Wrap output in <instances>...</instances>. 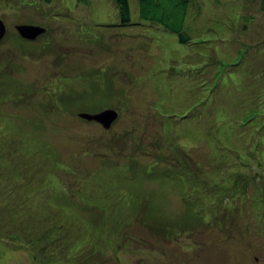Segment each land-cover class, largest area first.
<instances>
[{"label": "rangeland", "instance_id": "rangeland-1", "mask_svg": "<svg viewBox=\"0 0 264 264\" xmlns=\"http://www.w3.org/2000/svg\"><path fill=\"white\" fill-rule=\"evenodd\" d=\"M130 3L0 0V264H264V0Z\"/></svg>", "mask_w": 264, "mask_h": 264}, {"label": "trees", "instance_id": "trees-1", "mask_svg": "<svg viewBox=\"0 0 264 264\" xmlns=\"http://www.w3.org/2000/svg\"><path fill=\"white\" fill-rule=\"evenodd\" d=\"M190 3L191 0H138L139 16L141 19L154 23L163 28L165 31L174 34L180 43L187 44L191 40V36L186 29V19L188 16ZM115 4L118 9L119 15V22L117 23L118 26L124 27L138 24L135 23L132 19L130 0H115ZM45 28L46 32H48V28ZM42 35L43 34H41V36ZM118 163L119 162H117V165ZM179 163L181 164V170H184L185 168L191 170L188 162L185 159L180 161ZM189 175L192 178L191 181L194 182L193 177L194 175H197V173L192 174L191 170V173H189ZM204 196L206 195H203V197Z\"/></svg>", "mask_w": 264, "mask_h": 264}, {"label": "water", "instance_id": "water-1", "mask_svg": "<svg viewBox=\"0 0 264 264\" xmlns=\"http://www.w3.org/2000/svg\"><path fill=\"white\" fill-rule=\"evenodd\" d=\"M16 28L23 38L31 40L46 32L45 27L33 24H19ZM6 32V24L3 19L0 18V40L6 35ZM79 116L87 120H95L101 123L106 129H109L118 119L119 112L114 108H106L96 113L81 112Z\"/></svg>", "mask_w": 264, "mask_h": 264}, {"label": "flooded vegetation", "instance_id": "flooded-vegetation-1", "mask_svg": "<svg viewBox=\"0 0 264 264\" xmlns=\"http://www.w3.org/2000/svg\"><path fill=\"white\" fill-rule=\"evenodd\" d=\"M6 34H7V32H6ZM44 34V33H43ZM6 36V35H5ZM41 35H39V36H37L35 39H37L38 37H40ZM5 38V37H4ZM26 39V38H25ZM35 39H32V40H35ZM30 40V39H29ZM99 112V111H98ZM119 118V117H118ZM89 121V120H88ZM89 122H95V123H97V124H100L102 127H103V125L101 124V123H99V122H97V121H95V120H90ZM112 127V126H111ZM110 127V128H111ZM105 128V127H104ZM106 129V128H105Z\"/></svg>", "mask_w": 264, "mask_h": 264}, {"label": "clouds", "instance_id": "clouds-1", "mask_svg": "<svg viewBox=\"0 0 264 264\" xmlns=\"http://www.w3.org/2000/svg\"><path fill=\"white\" fill-rule=\"evenodd\" d=\"M83 112H89V111H83ZM81 113V112H80ZM90 113H96V112H90ZM83 119H85V118H83ZM85 120H87V119H85ZM88 121V120H87ZM90 121V120H89ZM115 123V122H114ZM113 123V124H114Z\"/></svg>", "mask_w": 264, "mask_h": 264}]
</instances>
